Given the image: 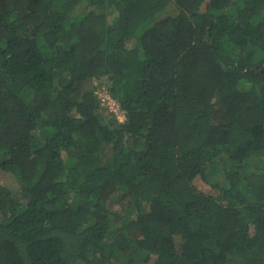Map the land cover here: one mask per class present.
I'll return each instance as SVG.
<instances>
[{
  "label": "trees",
  "instance_id": "16d2710c",
  "mask_svg": "<svg viewBox=\"0 0 264 264\" xmlns=\"http://www.w3.org/2000/svg\"><path fill=\"white\" fill-rule=\"evenodd\" d=\"M0 176V264H264V0H0Z\"/></svg>",
  "mask_w": 264,
  "mask_h": 264
},
{
  "label": "clouds",
  "instance_id": "9594fccd",
  "mask_svg": "<svg viewBox=\"0 0 264 264\" xmlns=\"http://www.w3.org/2000/svg\"><path fill=\"white\" fill-rule=\"evenodd\" d=\"M99 90L98 96L100 97L103 105L107 106L108 112H110L113 117L115 116L114 118L119 123H123L125 121V114L124 111L120 109L119 104L107 96V94L103 91V87H101Z\"/></svg>",
  "mask_w": 264,
  "mask_h": 264
},
{
  "label": "rangeland",
  "instance_id": "374dc122",
  "mask_svg": "<svg viewBox=\"0 0 264 264\" xmlns=\"http://www.w3.org/2000/svg\"><path fill=\"white\" fill-rule=\"evenodd\" d=\"M4 180H6V179H4L2 176H0V183L2 184V183H4ZM196 187L199 189V190H204V189H206V188H204L203 187V185H202V183H201V181L200 180H196ZM6 186V185H5ZM7 187H9V189H10V191H12V190H18V184L15 182V181H11L10 182V184L7 186ZM116 208H117V206H116Z\"/></svg>",
  "mask_w": 264,
  "mask_h": 264
}]
</instances>
